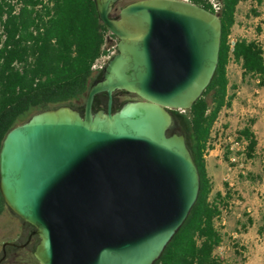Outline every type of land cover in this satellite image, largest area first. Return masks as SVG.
I'll return each mask as SVG.
<instances>
[{
    "label": "water",
    "instance_id": "obj_1",
    "mask_svg": "<svg viewBox=\"0 0 264 264\" xmlns=\"http://www.w3.org/2000/svg\"><path fill=\"white\" fill-rule=\"evenodd\" d=\"M94 0L118 39L83 114L70 105L32 115L6 135L0 192L32 225L40 264H155L201 191L172 111L189 110L219 63L222 22L181 0ZM134 93L113 112V94ZM108 97L95 111V99ZM169 132H172L168 135Z\"/></svg>",
    "mask_w": 264,
    "mask_h": 264
},
{
    "label": "trees",
    "instance_id": "obj_2",
    "mask_svg": "<svg viewBox=\"0 0 264 264\" xmlns=\"http://www.w3.org/2000/svg\"><path fill=\"white\" fill-rule=\"evenodd\" d=\"M52 1L53 8L35 16V11L27 8L29 0L18 15L12 14L9 1L0 0L1 15L7 13V44L0 51V150L8 132L39 111L70 105L83 114L86 95L93 82L101 78V72H94L92 66L102 54L107 29L99 20L94 0ZM221 1L223 8L216 13L208 0H192L221 19L219 63L210 85L194 106L185 111H172L198 166L201 191L187 220L155 264L225 263L217 253L224 243L221 222L232 213L240 195L228 182L224 183V190H215L206 156L215 149L213 132L221 112L231 108L236 97V86L230 84V63L240 67L244 81L250 79L258 88H264V44L241 38L231 53L228 39L237 24L238 7L245 0ZM255 3L264 8V0H255ZM252 12L256 17L263 14L257 9ZM257 32H262L261 25ZM101 97L102 94L95 99V111L103 103ZM104 104L106 108V99ZM120 108L121 105L114 107L113 112ZM253 124L254 120L235 132V142L244 147L237 154L247 162L258 157L259 140L252 130ZM229 153L232 152L226 154L227 161H230ZM247 177L253 182L261 181L260 175L250 172ZM7 208L0 192V217ZM247 221L239 223L244 230L253 225L251 218ZM263 232L259 229L260 234Z\"/></svg>",
    "mask_w": 264,
    "mask_h": 264
},
{
    "label": "rangeland",
    "instance_id": "obj_3",
    "mask_svg": "<svg viewBox=\"0 0 264 264\" xmlns=\"http://www.w3.org/2000/svg\"><path fill=\"white\" fill-rule=\"evenodd\" d=\"M139 0H126L124 4ZM263 12L256 17L252 10ZM263 22V24H262ZM262 26V32L257 27ZM234 36L257 40L264 44V9L258 7L255 0H245L238 7L237 24L233 29ZM229 76L233 84L240 89L239 113H222L219 120H237L227 129H222V123L217 125L213 132L214 150L206 156L209 174L213 178L215 190H224V183L228 182L240 195L232 213L223 225L224 243L217 253L225 258L228 264H264V232L260 235L259 229L264 231V88H258L255 81L242 80L240 69L237 66L229 67ZM255 121L254 130L259 140L258 157L255 161H245L242 152L235 142V132L241 124ZM229 149V150H228ZM229 152V159H225ZM233 164V165H232ZM260 175L261 181L253 182L248 179V173ZM216 192V191H215ZM251 218L254 225L244 230L239 223H247ZM8 225L18 229L22 221L11 214L8 209L0 217V241L8 232ZM241 232V234H239Z\"/></svg>",
    "mask_w": 264,
    "mask_h": 264
},
{
    "label": "flooded vegetation",
    "instance_id": "obj_4",
    "mask_svg": "<svg viewBox=\"0 0 264 264\" xmlns=\"http://www.w3.org/2000/svg\"><path fill=\"white\" fill-rule=\"evenodd\" d=\"M124 1L116 5L113 13L114 17H119V12L121 8L124 7L119 4H123ZM101 98L103 103L100 104L99 110L106 109L104 108V101L105 99L108 100L106 94H102ZM139 100H141V98L134 93L125 90H118L113 94V108L118 105H121L122 107L129 101ZM175 131L182 134L180 125ZM171 133L172 132H169L168 135ZM7 209L11 214H13L9 208ZM22 224L23 225L18 229V231L15 227L8 225V232L4 235L3 240L0 241V264H40L34 255L35 248L40 241L39 236L35 233L36 229L24 221H22Z\"/></svg>",
    "mask_w": 264,
    "mask_h": 264
},
{
    "label": "built area",
    "instance_id": "obj_5",
    "mask_svg": "<svg viewBox=\"0 0 264 264\" xmlns=\"http://www.w3.org/2000/svg\"><path fill=\"white\" fill-rule=\"evenodd\" d=\"M7 1H9L13 6L12 14L18 15L21 12L22 8L26 6L25 2L28 0H7ZM29 1H30V5H28L27 8H29L30 10H34L35 16L37 13L39 12L43 13L46 11L47 8H53L54 6L52 0H33V3H31V0ZM181 1L193 3L192 0H181ZM208 2L210 3V5L212 6V8L215 10L216 13H219L223 8V4L221 0H208ZM5 10H7V8ZM6 19H7V13H3L2 15L0 13V51L3 50L7 44ZM239 39L241 38L234 36L233 34L229 36L228 45L230 47L231 53L234 51L235 45ZM117 44H118V39L111 31L107 30L104 35L102 54L100 58H98L92 66V70L94 72H101L105 68L109 60L117 53ZM231 65H235V63L231 62L229 67ZM14 66L22 70L20 64L15 63ZM180 111H184V110H180ZM237 145L240 147L241 151L244 150L242 144L237 143ZM226 219L227 217L223 218L221 222L222 226L225 225Z\"/></svg>",
    "mask_w": 264,
    "mask_h": 264
},
{
    "label": "crops",
    "instance_id": "obj_6",
    "mask_svg": "<svg viewBox=\"0 0 264 264\" xmlns=\"http://www.w3.org/2000/svg\"><path fill=\"white\" fill-rule=\"evenodd\" d=\"M232 66H237L239 69H240V67L238 66V65H232ZM240 75H241V78H242V71H241V69H240ZM230 77V76H229ZM243 80V79H242ZM230 81H231V79H230ZM230 84H231V86H236V91H235V99H234V101L232 102V106H231V108H229V109H224L222 112H221V114L224 112V113H227V114H234V113H236L238 116H240L241 114L239 113V111H240V108H239V102H238V100H239V95H240V89H239V87L237 86V84H233L232 83V81L230 82ZM220 114V115H221ZM220 119V118H219ZM236 121L237 120H218L217 121V125H219L220 123H222V129H223V131H224V129H227V128H229L230 126H232V125H234L235 123H236ZM251 122H252V120L250 121V123L248 124L247 122H245V124H241V123H239V125L241 126L240 127V129L239 130H241V129H243L244 127H246V126H248V125H250L251 124ZM255 121H254V124L252 125V130L256 133V131L254 130V127H255ZM217 125H216V127H217ZM256 135H257V133H256ZM258 137V136H257ZM209 172V171H208ZM211 176V175H210ZM212 181H213V178H212ZM217 191H222V189H218ZM253 225H254V221H253ZM252 225V226H253ZM250 226H247V228H246V230L249 228ZM239 234H241V232L239 233ZM261 235V234H260ZM221 256V255H220ZM223 257V256H222ZM224 258V257H223ZM225 259V258H224ZM224 264H228V262L225 260V263Z\"/></svg>",
    "mask_w": 264,
    "mask_h": 264
}]
</instances>
